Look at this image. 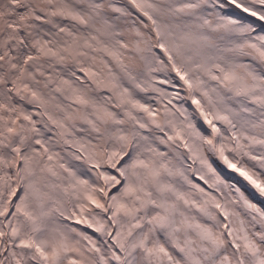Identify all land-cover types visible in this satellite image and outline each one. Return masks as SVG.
I'll use <instances>...</instances> for the list:
<instances>
[{
    "label": "snow or ice",
    "instance_id": "6c2138e0",
    "mask_svg": "<svg viewBox=\"0 0 264 264\" xmlns=\"http://www.w3.org/2000/svg\"><path fill=\"white\" fill-rule=\"evenodd\" d=\"M0 264H264V0H0Z\"/></svg>",
    "mask_w": 264,
    "mask_h": 264
}]
</instances>
